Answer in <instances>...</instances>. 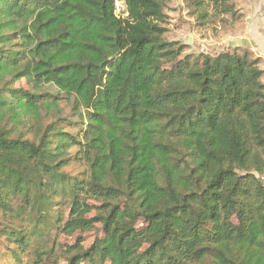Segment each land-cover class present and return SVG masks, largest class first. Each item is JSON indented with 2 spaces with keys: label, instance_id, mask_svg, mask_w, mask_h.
Here are the masks:
<instances>
[{
  "label": "trees",
  "instance_id": "trees-1",
  "mask_svg": "<svg viewBox=\"0 0 264 264\" xmlns=\"http://www.w3.org/2000/svg\"><path fill=\"white\" fill-rule=\"evenodd\" d=\"M169 1L118 17L114 0H0L4 257L57 264L52 232L97 221L104 236L67 245L66 264H264L262 58L187 52L165 37ZM185 2L203 24L243 17L235 0Z\"/></svg>",
  "mask_w": 264,
  "mask_h": 264
},
{
  "label": "rangeland",
  "instance_id": "rangeland-1",
  "mask_svg": "<svg viewBox=\"0 0 264 264\" xmlns=\"http://www.w3.org/2000/svg\"><path fill=\"white\" fill-rule=\"evenodd\" d=\"M236 8L243 14L240 21L235 22L230 16L222 15L219 13H212L203 24L202 20L196 18V15L190 14L189 9L186 6L185 0H170L166 13L168 14L167 27L168 31L165 34L166 39L170 41H178L179 43H185L188 45L187 52H205L210 53L213 50L223 51L225 48L232 49L230 41L233 39H247L252 44L247 48L262 58L261 67L264 69V0H235ZM227 19V20H224ZM224 20V21H223ZM172 63L165 64V67L171 66ZM264 80V78H263ZM15 87L29 88V84L26 79H21L14 83ZM63 107L64 114L69 113L70 107L67 101H62L60 107ZM57 112L45 113L46 117L44 123L50 122ZM33 132L29 133L32 137ZM77 147L72 148V152H75ZM85 168V162L82 161L80 165H72L69 170L73 173H77L79 169ZM94 208L91 212L86 214V217H93L100 212V208L96 207L101 205L99 201L94 199L88 194L82 196ZM63 215L65 221L70 215V203L64 205ZM56 236L60 243L61 250L58 254L57 264H66V258L69 255L66 252L67 245H75L77 239L82 237L83 246L89 247L96 238L104 236L102 224L100 222H94L93 226L89 229H78L75 232L69 233L63 230V225L52 232ZM5 248V242L0 241V264H17L12 261L10 257H4L2 251ZM81 264H97L95 261H86ZM108 264V263H107ZM198 264H210V261H205Z\"/></svg>",
  "mask_w": 264,
  "mask_h": 264
},
{
  "label": "built area",
  "instance_id": "built-area-1",
  "mask_svg": "<svg viewBox=\"0 0 264 264\" xmlns=\"http://www.w3.org/2000/svg\"><path fill=\"white\" fill-rule=\"evenodd\" d=\"M114 8L118 17L128 16L126 0H114Z\"/></svg>",
  "mask_w": 264,
  "mask_h": 264
},
{
  "label": "water",
  "instance_id": "water-1",
  "mask_svg": "<svg viewBox=\"0 0 264 264\" xmlns=\"http://www.w3.org/2000/svg\"><path fill=\"white\" fill-rule=\"evenodd\" d=\"M252 43L249 41V40H247V39H243V38H239V39H233V40H231L230 41V46H233V47H236V46H245V47H248V46H250ZM216 51L217 50H213L212 52H211V54H215L216 53ZM226 51H228V48H225L223 51H219V53H222V52H226ZM218 53V54H219ZM263 182H264V180H263Z\"/></svg>",
  "mask_w": 264,
  "mask_h": 264
}]
</instances>
